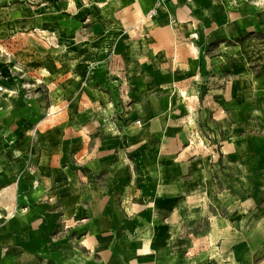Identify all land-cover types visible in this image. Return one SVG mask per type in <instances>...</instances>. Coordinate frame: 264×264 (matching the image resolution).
Listing matches in <instances>:
<instances>
[{"label":"crops","instance_id":"obj_1","mask_svg":"<svg viewBox=\"0 0 264 264\" xmlns=\"http://www.w3.org/2000/svg\"><path fill=\"white\" fill-rule=\"evenodd\" d=\"M95 1L2 123L0 264H201L206 216L211 243L264 233V0Z\"/></svg>","mask_w":264,"mask_h":264},{"label":"rangeland","instance_id":"obj_2","mask_svg":"<svg viewBox=\"0 0 264 264\" xmlns=\"http://www.w3.org/2000/svg\"><path fill=\"white\" fill-rule=\"evenodd\" d=\"M66 1L69 0H0V132L3 121L10 112L16 111L17 104L25 102L24 99L28 103L47 95L48 74L34 73L33 63L47 73V68L55 64L51 53L55 48L65 51V42L56 41L58 45H52L46 35L51 32L46 29H52L51 26L63 17L78 20L88 11L94 15L98 13L95 0H87L92 3L87 11L83 9V0H75L80 9L78 12L71 11L68 2L63 3ZM56 27L61 34L63 26ZM33 56H40L41 61L36 63L37 58L35 60ZM236 222L240 224L239 220ZM208 224L206 216L194 225L195 236L206 242L201 264H264V233L241 234L240 230L228 228L211 235V243V238L208 241L205 238Z\"/></svg>","mask_w":264,"mask_h":264},{"label":"built area","instance_id":"obj_3","mask_svg":"<svg viewBox=\"0 0 264 264\" xmlns=\"http://www.w3.org/2000/svg\"><path fill=\"white\" fill-rule=\"evenodd\" d=\"M156 14V11H155V9H153L152 11H151V13H150V15L151 16H154ZM51 43H52V45H58V44H56V42L51 38ZM137 123H140V120H138L137 121Z\"/></svg>","mask_w":264,"mask_h":264}]
</instances>
